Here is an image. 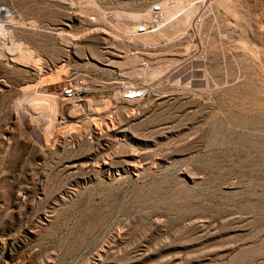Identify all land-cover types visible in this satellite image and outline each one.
I'll return each instance as SVG.
<instances>
[{
  "label": "rangeland",
  "instance_id": "1",
  "mask_svg": "<svg viewBox=\"0 0 264 264\" xmlns=\"http://www.w3.org/2000/svg\"><path fill=\"white\" fill-rule=\"evenodd\" d=\"M0 264H264V0H0Z\"/></svg>",
  "mask_w": 264,
  "mask_h": 264
},
{
  "label": "built area",
  "instance_id": "2",
  "mask_svg": "<svg viewBox=\"0 0 264 264\" xmlns=\"http://www.w3.org/2000/svg\"><path fill=\"white\" fill-rule=\"evenodd\" d=\"M151 11L153 14L156 16H161L163 14V9L160 4H154L151 8ZM139 31L141 32H147L151 30V24L148 22H141L138 26ZM85 83L83 79H78L75 81L74 84L66 86L63 91L62 95L64 98L70 101L74 102H81L82 101V93H83V87ZM143 96V92L140 88L134 85H130L126 88V92L123 96V99L125 101H133V100H138Z\"/></svg>",
  "mask_w": 264,
  "mask_h": 264
},
{
  "label": "bare ground",
  "instance_id": "3",
  "mask_svg": "<svg viewBox=\"0 0 264 264\" xmlns=\"http://www.w3.org/2000/svg\"><path fill=\"white\" fill-rule=\"evenodd\" d=\"M145 94V93H144Z\"/></svg>",
  "mask_w": 264,
  "mask_h": 264
}]
</instances>
